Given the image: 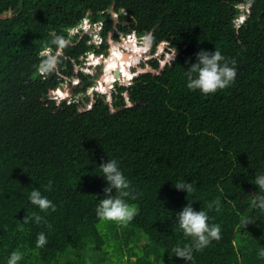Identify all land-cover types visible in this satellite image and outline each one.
Returning <instances> with one entry per match:
<instances>
[{
  "label": "trees",
  "instance_id": "obj_1",
  "mask_svg": "<svg viewBox=\"0 0 264 264\" xmlns=\"http://www.w3.org/2000/svg\"><path fill=\"white\" fill-rule=\"evenodd\" d=\"M10 9L0 18V264L13 251L23 254L18 264L108 263L96 208L107 186L100 165L110 159L138 194L125 198L138 209L126 226L145 235L137 234L120 264H264V213L251 206L264 194L253 183L264 175V0H0V12ZM83 19L100 24L99 42L70 33ZM112 28L114 40L150 34V54L160 43L177 54L162 66L149 57L153 70L116 82L109 100L97 90L91 99L99 72L74 65L83 67L90 52L108 54ZM53 34L67 45L57 69L42 77L38 53L45 45L55 51ZM215 49L235 61L234 83L208 95L189 90L185 70L195 54ZM66 78L77 79L69 99L45 97ZM178 181L193 191L177 190ZM34 188L56 211L30 203ZM217 198L220 211L208 210ZM188 203L220 225L221 239L185 262L170 256L191 243L176 218ZM33 213L41 222L24 223ZM39 233L47 243L37 248Z\"/></svg>",
  "mask_w": 264,
  "mask_h": 264
},
{
  "label": "clouds",
  "instance_id": "obj_2",
  "mask_svg": "<svg viewBox=\"0 0 264 264\" xmlns=\"http://www.w3.org/2000/svg\"><path fill=\"white\" fill-rule=\"evenodd\" d=\"M243 15L244 14L239 15L235 19L236 25H239V23L242 22V20L244 19ZM81 24L82 22L79 25ZM95 24L99 26L97 30V36L100 38L98 33L100 24ZM131 34L132 33L127 35L130 36ZM132 35L133 37L139 39V41H142V39L145 37V40L147 42L146 45L148 48L142 50V52L144 53L141 52L140 55H147L146 53H148L151 56H155V53H149L150 45L148 40H150L151 38L150 34L148 36H138L133 32ZM51 45L55 46V51L52 47L45 45L43 49L38 53L40 60L36 67V71L42 77H46L57 69V65L60 62V57L63 54V49L67 45V41L64 37L53 34ZM171 51L173 52L168 57V62L173 63L177 54V49L175 48V51L173 49L166 50L165 52L169 53ZM195 55L196 62L190 64L188 69L185 70V76L187 77V88L189 90H199L201 94L208 95L214 94L218 90H223L234 83L237 75L234 60L229 62L218 49H215L214 52L201 50ZM93 56L96 58H100L98 57L99 55L94 54ZM99 62H97L96 64L91 63V65H97L99 64ZM230 63L232 66H230ZM131 66L132 65L130 64L129 67ZM121 76L123 77V75ZM119 78L120 76L116 79H112L111 81L116 83ZM54 88L59 89V86H56ZM108 95L110 96V93ZM48 97L54 98L57 101L66 99V97H60L59 99H57V97L59 96L53 93L52 96ZM100 169L102 173L101 175L107 181V186L104 188V198L99 201V205L96 208V215L101 220L115 221L118 224L126 226L138 214V209L134 205H129L128 203H126L125 198L131 196L132 199H136V196L138 194L133 195L129 191L130 182L120 170L117 160L110 159L108 160V162L102 163L100 165ZM253 183L258 186L260 193H264V175L255 176ZM174 187L177 190L186 191L187 194L193 191L192 183H188L186 181H178L174 184ZM51 188L52 181L50 180L48 185H46V190H51ZM113 189H115V195H112ZM29 201L32 205L38 206V208L42 212H46L49 209H51L53 212L56 211V205L53 204L52 201L47 197L42 196L41 191L36 188H34L30 192ZM213 205H215L216 211H220L219 198L211 203H208L207 209L211 210L213 208ZM251 206L254 209H259L261 213H264V194H257L253 196V198L251 199ZM176 218L178 220L179 229L182 231L185 238H191V243L185 244L184 246H174L171 249L173 255H171L170 258L172 256H175L178 258H182L183 260H185V262L191 261L193 259L194 250L197 252L202 251L213 240L218 241L221 239L220 225H210L208 223V212L206 210L195 211L192 207V203H188L187 206L183 207L182 211L176 214ZM32 219H34L35 222L39 224L43 217L36 213H33L31 217L26 215L23 222L28 223L29 220ZM249 223H253V221L249 219L244 224V226ZM46 243V235L44 233H39L36 242L37 248L43 247L44 245H46ZM258 257L264 259V247H261V249L259 250ZM22 258L23 254L20 251H13L7 260V264H18V261H20Z\"/></svg>",
  "mask_w": 264,
  "mask_h": 264
},
{
  "label": "rangeland",
  "instance_id": "obj_3",
  "mask_svg": "<svg viewBox=\"0 0 264 264\" xmlns=\"http://www.w3.org/2000/svg\"><path fill=\"white\" fill-rule=\"evenodd\" d=\"M115 21V19H114ZM79 27L80 30L79 31ZM98 25H96L95 23H90L89 20H83L82 24L79 25L76 28H73L70 30L71 34H74L76 32H79L80 34L87 32L89 35L92 36V41L97 42L99 41V37L97 36V30H98ZM115 29L112 28L109 33H108V42H109V48H108V54L101 56L99 55L98 57L100 58H96L92 55V53H88L85 58H84V65L83 68H81L79 65H74L75 66V70H84L87 73H94V72H99L97 79H96V84L93 87H89L87 90V93H89L90 98L92 99L93 96V91L97 90L100 92H105L107 95V99H110V96L108 95L110 93V91L114 88L115 82H112V78L114 77L115 79L118 78L120 76V78L118 79L117 83L118 85H124V84H128L131 81V77L135 75V73L142 71V70H153L150 65L146 62V59L148 57H151V55H149L148 53L142 54L140 55V53L142 52V50L147 49V45H146V40L145 37L142 39V41H139V39L133 37V33L128 36H123L121 37L119 40H114L112 38V34L114 33ZM116 47V49H118V51L120 52V55L125 54L128 57V65H126L128 73L125 74L124 72L117 71L114 68H112V70H106V58H108L110 56L111 53H113L114 51H116V49H114V47ZM166 50H164V44L160 43L157 46L156 52H155V56L158 59V63L160 66H162L165 62H168V57L172 54L173 51L167 53L165 52ZM144 53V52H142ZM162 53V54H161ZM100 61V62H99ZM126 61V62H127ZM97 62H99V64L97 65H91L92 64H96ZM132 65L131 67H129V65ZM124 74L126 76H124ZM109 75V77H108ZM123 75V77L121 76ZM113 78V79H114ZM77 82V79H71L70 81H68V78H66L62 84L59 86L58 88H47L45 89V93L46 96H52L53 94H57L59 97H57V99H59L60 97H66L67 99H69L72 96L73 93V85ZM82 96V95H81ZM77 97V96H76ZM91 100H89L87 103H85L84 106H81L80 108H88L90 105ZM129 205H134L135 204H129ZM119 224L115 221H106V220H99V222L97 223V227L98 229L101 231V233L104 236L108 237V243H110V245L108 246L109 251L108 253H106V259L108 263L105 264H120L119 260H124L127 258V254H128V248L129 246H135L136 245V241L138 239L137 234L142 233L141 231H138L137 229L133 228L132 226L128 225V228L126 226V229H123L124 231L121 232L118 228ZM131 231H133L134 233H131ZM143 234V233H142ZM144 235V234H143ZM145 236V235H144ZM144 240V238L142 240H139V246L135 249V251L141 253V248L142 245L140 243H144L142 242ZM145 241V240H144ZM136 247V246H135ZM107 249V246H105L104 250ZM75 252L78 251V249H74L73 250ZM136 256H131V259H134Z\"/></svg>",
  "mask_w": 264,
  "mask_h": 264
},
{
  "label": "bare ground",
  "instance_id": "obj_4",
  "mask_svg": "<svg viewBox=\"0 0 264 264\" xmlns=\"http://www.w3.org/2000/svg\"><path fill=\"white\" fill-rule=\"evenodd\" d=\"M112 47H114V46H112ZM114 49H116V47H114ZM128 57L125 54L120 55V52L118 51V49H116V51L111 53L110 56L108 58H106V63H105L106 64V70H110V69L112 70V68H114L115 70L120 71V73L124 72L125 74H127L128 70H127L126 65L129 64L127 61ZM125 74H124V76H126ZM108 77H109V75H108Z\"/></svg>",
  "mask_w": 264,
  "mask_h": 264
},
{
  "label": "water",
  "instance_id": "obj_5",
  "mask_svg": "<svg viewBox=\"0 0 264 264\" xmlns=\"http://www.w3.org/2000/svg\"><path fill=\"white\" fill-rule=\"evenodd\" d=\"M12 14V10H9V14H7L6 12H0V18H5L7 16H10Z\"/></svg>",
  "mask_w": 264,
  "mask_h": 264
},
{
  "label": "built area",
  "instance_id": "obj_6",
  "mask_svg": "<svg viewBox=\"0 0 264 264\" xmlns=\"http://www.w3.org/2000/svg\"><path fill=\"white\" fill-rule=\"evenodd\" d=\"M84 20H87V19H84ZM99 41H100V39H99ZM99 41H97V42H99Z\"/></svg>",
  "mask_w": 264,
  "mask_h": 264
}]
</instances>
